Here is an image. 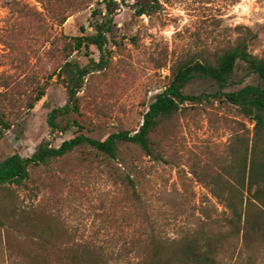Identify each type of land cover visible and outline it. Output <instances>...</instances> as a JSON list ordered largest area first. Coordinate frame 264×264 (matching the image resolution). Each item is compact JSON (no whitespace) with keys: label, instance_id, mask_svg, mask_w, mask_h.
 I'll return each instance as SVG.
<instances>
[{"label":"rangeland","instance_id":"1","mask_svg":"<svg viewBox=\"0 0 264 264\" xmlns=\"http://www.w3.org/2000/svg\"><path fill=\"white\" fill-rule=\"evenodd\" d=\"M116 1L107 66L89 72L78 92L77 117L83 127L53 134L46 114L67 101L63 79L55 74L64 61L62 41L92 33L90 25L102 18L105 1L77 0L64 9L57 0H0V118L9 125H1L0 160L14 152L28 157L42 140L57 147L78 132L94 138L119 130L134 132L164 89L174 59L232 43L242 29L255 35L249 52L259 56L264 50V0H157L153 11L141 15L135 13L134 0ZM67 59L93 66L100 54L88 45ZM256 81L238 62L225 90ZM216 90L214 82L197 76L184 88L192 95ZM251 128L235 106L211 97L180 119L176 138L164 142L165 162L142 157L135 149L126 156L139 207L122 180L123 164L74 152L48 166H30L21 184L4 185L0 216L3 221V213L51 218L58 240L72 245L94 242L103 248L108 264L137 260L127 247L143 239L147 220L168 243L214 239L218 264H264V246L254 244L250 251L239 236L229 235L222 205L191 173L195 163L216 169L226 162L234 132L246 137ZM40 256L47 255L32 248L22 230L0 224V264H37Z\"/></svg>","mask_w":264,"mask_h":264},{"label":"trees","instance_id":"2","mask_svg":"<svg viewBox=\"0 0 264 264\" xmlns=\"http://www.w3.org/2000/svg\"><path fill=\"white\" fill-rule=\"evenodd\" d=\"M64 9L74 6L77 0H57ZM105 13L100 20L91 23L92 33L65 37L62 41L64 61L55 73L63 79L67 90V101L62 106L52 107L46 114L50 133L61 134L70 127L82 128L77 115L79 96L85 85L86 75L107 66L106 45L114 25L116 0H104ZM126 0H121L125 2ZM157 0H134L137 15L153 11ZM65 18L62 17L61 22ZM255 35L249 29H242L241 35L232 43H226L211 51L205 49L178 56L168 67V78L164 89L155 95L149 104L137 130H119L105 138H94L82 132L63 140L59 146H52L42 140L28 157L17 152L0 160V193L6 184H21L28 178L30 166H48L53 161L66 158L77 152L90 160L117 161L124 165L122 180L130 188L131 197L139 207V193L132 170L127 167L126 156L131 149L138 155L155 161H166L164 142L177 136L180 119L192 108L211 97L223 98L235 106L239 113L247 117L252 128L248 136L234 132L228 145L226 162L212 168L207 163L191 166L192 175L206 187L222 205L223 220L229 226V235L239 236L243 246L252 251L254 244L264 246V50L261 55L249 52L248 46ZM93 45L100 54V60L93 66L80 65L67 58L83 46ZM244 64L249 74H254L256 83H248L237 89L225 90L238 65ZM203 77L217 85L212 94L192 95L184 92L186 84L194 77ZM9 125L0 118L1 125ZM139 158V157H138ZM133 164V163H132ZM127 168H126V167ZM3 213L0 224L9 230H22L32 248L43 255L37 264H108L103 257V248L96 243H75L58 240L55 236V223L44 215ZM25 216V217H24ZM52 220V219H51ZM50 221V222H49ZM148 230L143 239L128 244L127 252H135L137 260L130 264H218L212 250V238L203 241L197 238L168 243L158 237L156 227L147 220ZM217 240V239H215Z\"/></svg>","mask_w":264,"mask_h":264}]
</instances>
